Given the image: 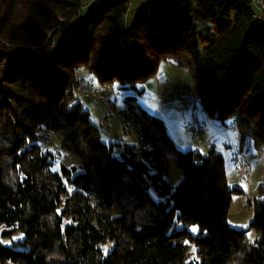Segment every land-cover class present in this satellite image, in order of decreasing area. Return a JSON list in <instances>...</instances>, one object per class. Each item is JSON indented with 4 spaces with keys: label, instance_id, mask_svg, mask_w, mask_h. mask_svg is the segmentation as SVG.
<instances>
[{
    "label": "trees",
    "instance_id": "1",
    "mask_svg": "<svg viewBox=\"0 0 264 264\" xmlns=\"http://www.w3.org/2000/svg\"><path fill=\"white\" fill-rule=\"evenodd\" d=\"M83 1L0 0V225L3 235L24 234L0 244V264H264V184L247 201L248 227H231L232 197L243 189L229 185L223 154L179 150L164 122L137 103L138 86L172 60L199 89L203 111L264 155V23L252 5L148 2L125 31L129 3L103 0L57 29ZM88 82L125 95L138 143L116 144L119 157L75 102ZM44 135L79 167L54 171ZM171 165L182 174L174 188L163 179ZM150 187L167 196L154 200ZM191 246L196 258L186 263Z\"/></svg>",
    "mask_w": 264,
    "mask_h": 264
},
{
    "label": "rangeland",
    "instance_id": "2",
    "mask_svg": "<svg viewBox=\"0 0 264 264\" xmlns=\"http://www.w3.org/2000/svg\"><path fill=\"white\" fill-rule=\"evenodd\" d=\"M102 1L103 0H93L90 4L83 6L80 13L77 16H75V19L76 20L81 19L91 9H93ZM148 1L162 3L165 0H148ZM143 2L145 3L143 6H141L140 8H135L139 5V3H143ZM146 3H147L146 0H135L133 3L131 1L128 4V12L126 14V17H124L120 21V25L125 31L128 29V26L131 22V18H132L131 15H134L139 9L144 7ZM159 75H160L159 87L163 90L157 93L156 85H157V77ZM78 76H83L89 81L91 80V78L88 76L87 72L84 69L79 70ZM188 79L189 78L187 71L184 70L183 68L176 66L174 67V70L169 69V71H166L164 73H158L154 78H150L144 84L138 86V90H141L142 88L144 89V92L141 95H137L138 104L142 106V108H144L150 114L157 116L160 119H164L165 114L166 112H168V110H166L163 106L168 102L170 103V101H172L171 97L174 91L179 90L182 86L181 84H183V82L187 81ZM93 84L96 85V83ZM188 84L186 86H188ZM153 92H156V95L154 97L151 96L153 95ZM148 98H151V100ZM121 110H122V106L119 105V107L117 108V112H112L114 114H111L102 105L101 101L97 99L93 100V98L86 99L82 106V111L89 113V121L97 128L99 139L106 144H110V141H112L113 144H115L113 148V155L115 157H119L120 152L122 151V146H117L116 144L137 145L138 143L136 124L129 117H125L124 115H122ZM204 127L207 126L204 124ZM186 136L188 140H191V136L189 134ZM228 136L230 137V144H227V146H221L219 142L220 141L219 139H221L222 141V139L226 138L225 135H219L216 138V141L219 142L217 146L219 147L220 149L219 151H221V153L225 158L226 176L229 181V185L234 186L236 184H234L233 179L231 177L230 167L228 165V161H229L228 159L240 147V144L238 142L236 135L233 132H229ZM226 141L228 142L227 139ZM251 143L252 142L250 138H245L244 149L242 150V154L244 155L250 170L251 186H246V185L241 186V188L243 189V194L234 195L232 197V202L230 205L229 215H228V222L230 223V226L233 228L248 227L249 222L253 217V211L252 208L248 206L247 201L252 200L253 197L257 195L256 193L257 186L260 183L264 184V155L256 153ZM44 145L45 148H48L55 156V164L53 166L54 171L60 172L61 164H63L67 168L79 167L80 161L78 157L75 155H67L60 148L58 149L56 147V141L54 139L51 138L48 142L44 143ZM182 151H187V150H182ZM151 173H154V169H151ZM163 179L170 185L171 188H174L181 181L182 174L177 168L171 165L164 172ZM148 191H149V195L156 201H162L167 196V193L164 192L157 193L153 187H150ZM236 222H238L236 225L239 226H233L235 225L234 223ZM4 229L5 227L0 225L1 245L11 247L23 241L24 234L22 232L16 231L11 235H3ZM193 229L196 230L193 231ZM188 231L191 234L196 235L198 232V228L195 225H191L189 226ZM247 239L251 244H255V241L257 239V233L253 229L249 230L247 232ZM111 246H112L111 243L101 245L105 253L110 250ZM194 252H195V248L191 246L189 249V256L186 260V263H188L195 257ZM3 264H16V263L6 261Z\"/></svg>",
    "mask_w": 264,
    "mask_h": 264
},
{
    "label": "built area",
    "instance_id": "3",
    "mask_svg": "<svg viewBox=\"0 0 264 264\" xmlns=\"http://www.w3.org/2000/svg\"><path fill=\"white\" fill-rule=\"evenodd\" d=\"M93 0H84L81 4V9L83 6L88 5ZM130 3L132 0H125ZM250 3L254 9L252 13V18L264 23V0H245ZM81 9L77 10L78 15ZM59 25L57 29L60 27L72 28L75 25L76 19L73 18H58ZM129 43V41H127ZM124 94L118 91H112L109 94H102L100 88L97 85L92 83H82L78 87V93L74 95L75 102L79 105L83 106L86 99L93 98L101 101L102 105L107 109L108 112H117V108L119 107V102L124 98ZM166 109L171 111L180 113L182 115L189 113L190 117L184 122V131L189 134L197 146V149L201 152H206L213 148L212 138H204L205 130L200 126L196 113L199 110H203L200 98V92L194 82H190L188 86H186L181 92L179 99L176 103H167L164 105ZM127 106H124L121 112L124 116H128L133 120L132 114L127 109ZM221 131H235L238 135L237 129L234 125L224 126L221 128ZM50 137L48 135H44L42 137V141H48ZM230 165L234 172V179L237 186H251L250 179V170L248 164L245 160L244 155L242 154V150L240 147L235 151L233 156L230 159Z\"/></svg>",
    "mask_w": 264,
    "mask_h": 264
},
{
    "label": "crops",
    "instance_id": "4",
    "mask_svg": "<svg viewBox=\"0 0 264 264\" xmlns=\"http://www.w3.org/2000/svg\"><path fill=\"white\" fill-rule=\"evenodd\" d=\"M134 1L135 0H132V3ZM146 2L148 3V2H153V1L146 0ZM144 4H145L144 2L143 3H139V5L137 7H135V8H140ZM131 16H133V15H131ZM126 22H127V20H126ZM171 61L172 60H169V61L164 62L161 65V70H160L159 73H164L166 71H169V69L170 70H174V67L176 66V64L173 61L172 62ZM159 77H160V75L157 77V85H156V89H157L156 92L157 93H159L161 90H163V89H161L159 87ZM188 78L189 79L187 81H184L183 84H181L182 86H181V88L179 90H175L174 91V93L172 94V97H171V100L172 101H170V103H176L178 101L179 96H180L181 92L183 91V89L185 88V86L189 82H191V79H190L189 75H188ZM156 92H153V95H151V96L154 97L156 95ZM148 99L151 100V98H148ZM137 103H138V101H137ZM119 105L122 106V109H123L124 104L122 102H119ZM166 110H168V112H166L164 119H161V120L164 122V124H165V126L167 128L168 135L171 138V140L173 141L175 147H177L181 151L182 150H187V151H189V150H198L197 147H196V145H195V143H194V141L192 140V138H191V140H188L187 139V136H186L188 134L185 133V131L183 130L185 120L190 117L189 113L182 115V114L177 113V112H174V111L171 112L169 109H166ZM111 114H114V113H111ZM111 114H108V115H111ZM196 117H197V120H198L199 124L201 123L200 126L203 127V129L205 130V133L203 135L204 138H212V141H213V149H215L216 151H219L220 150L219 147L217 146L219 144V142H220V145L221 146H227V144H230V137L228 136V133L229 132H233L236 135V137L238 139V142L240 144V149L241 150L244 149V140L245 139L243 140V142H240L239 141V138H238V135H237V133L235 131H228V132L221 131V128L222 127L229 126L230 123H228V122L225 123V124L220 123L219 121L213 119L206 111H203V110H199L196 113ZM204 124L207 127H204ZM224 133H226V134H224ZM219 135H225L226 138L225 139H222V141H221V139H219L220 141L217 142L216 141V138ZM226 139L228 140V142L226 141ZM110 143H113V142L110 141ZM251 145H252V143H251ZM193 147H195V148H193ZM219 152H221V151H219ZM202 153L203 154H206L207 151L206 152H202ZM232 156H233V154L228 159L229 160L228 161V165L230 167V173H231V177L233 179V182H234V184H236L235 183V179H234V172H233V170L231 168V165H230V159H231ZM237 223L238 222L234 223L235 225H233V226H239V225H236ZM229 225H230V223H229Z\"/></svg>",
    "mask_w": 264,
    "mask_h": 264
},
{
    "label": "snow or ice",
    "instance_id": "5",
    "mask_svg": "<svg viewBox=\"0 0 264 264\" xmlns=\"http://www.w3.org/2000/svg\"><path fill=\"white\" fill-rule=\"evenodd\" d=\"M196 229H193V231H195Z\"/></svg>",
    "mask_w": 264,
    "mask_h": 264
}]
</instances>
